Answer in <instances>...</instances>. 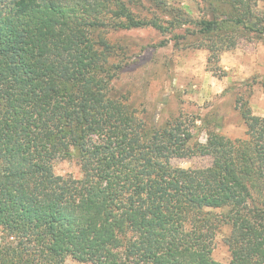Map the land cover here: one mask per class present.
Instances as JSON below:
<instances>
[{
    "label": "trees",
    "instance_id": "obj_1",
    "mask_svg": "<svg viewBox=\"0 0 264 264\" xmlns=\"http://www.w3.org/2000/svg\"><path fill=\"white\" fill-rule=\"evenodd\" d=\"M151 1L170 19L140 18L126 0H0V264H264V204L252 195L264 118L242 111L247 141L148 125L113 93L121 65L109 66L117 49L100 33L184 30L177 44L194 39L217 74L241 39L264 38V0H201V20ZM73 156L82 178L56 175ZM209 156L205 169L172 165ZM224 227L228 263L212 257Z\"/></svg>",
    "mask_w": 264,
    "mask_h": 264
},
{
    "label": "rangeland",
    "instance_id": "obj_2",
    "mask_svg": "<svg viewBox=\"0 0 264 264\" xmlns=\"http://www.w3.org/2000/svg\"><path fill=\"white\" fill-rule=\"evenodd\" d=\"M126 1L140 18L170 19L151 0ZM163 1L169 7L180 8L194 20L210 17L201 0ZM258 11L264 14V1L259 4ZM103 31L100 33L117 49L116 55L109 58V66L112 63L121 65L112 84L113 93L133 107L138 119L155 127L171 122L184 123L192 132L193 140L202 143H206L210 133L232 141L249 139L242 111L250 108L257 116L256 113L264 108V38L241 39L235 50L221 55L215 74L208 63L209 52L188 47L194 39L188 38L177 44L174 36L184 30L169 34H162L152 27ZM212 161L210 156L176 158L172 165L205 169ZM54 171L63 177L80 179L83 176L77 156L57 160ZM259 188L252 191L253 199L264 204V181ZM224 211L227 212L220 210L221 213ZM229 234L230 228L224 227L215 238L212 257L218 262L230 261V251L225 243ZM65 264L82 263L69 257Z\"/></svg>",
    "mask_w": 264,
    "mask_h": 264
},
{
    "label": "crops",
    "instance_id": "obj_3",
    "mask_svg": "<svg viewBox=\"0 0 264 264\" xmlns=\"http://www.w3.org/2000/svg\"><path fill=\"white\" fill-rule=\"evenodd\" d=\"M261 110V112H258V113H256L257 114V116H260V117H263L264 118V108L263 109H260Z\"/></svg>",
    "mask_w": 264,
    "mask_h": 264
}]
</instances>
